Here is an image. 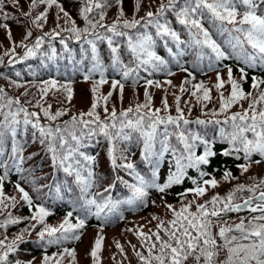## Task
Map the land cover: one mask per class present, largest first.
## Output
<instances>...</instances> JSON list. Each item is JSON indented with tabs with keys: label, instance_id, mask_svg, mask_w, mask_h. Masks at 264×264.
<instances>
[{
	"label": "snow or ice",
	"instance_id": "1",
	"mask_svg": "<svg viewBox=\"0 0 264 264\" xmlns=\"http://www.w3.org/2000/svg\"><path fill=\"white\" fill-rule=\"evenodd\" d=\"M8 3L14 7L18 5L19 0H8ZM117 4L121 0H116ZM5 0H0V19L7 21L11 17L7 12H4ZM38 5H45L43 11L35 15L31 20L32 25L42 28L41 21L47 20L48 9L55 6L60 13H63L65 24L68 27L61 28L57 23L56 27L60 31L53 30L51 33H44L36 37L34 44L31 46L21 44L26 50L23 57L18 59H28L34 57L41 50V46L45 43V37L49 38V52L43 53L47 56L48 60H53L57 53L55 47L50 43L60 36L61 31L69 33V38L77 42L83 41L91 46V60L92 66L88 68L83 79L85 81L92 78L94 73H99V79L93 81L92 86V104L87 112H81L79 116H72L70 121H65L64 126L57 125L44 126L41 125L37 118L36 112H29L21 105L19 98H6V103L3 102L5 97L2 95L4 89L0 88V168L5 171L0 175V214L10 206L15 207L18 203L15 196H7L4 193V182L8 178L9 169H14L16 173L21 174V178L30 183L33 191L39 192L46 185L36 187L37 179L24 177L23 173L26 171L22 167L24 161L23 148L15 143L17 136V128L21 121L18 119L20 114H23V125H31L34 130H37L40 137V143L46 146V151L50 154L51 163L54 168L63 171L67 176H74V182L80 185L81 200L83 201L81 208L85 212H91L97 217L101 214L107 216L113 212L116 205L120 201L113 202L110 197L105 198L102 202L97 201L95 198H88V190L93 186L94 172L92 165L95 157L87 155L80 149L84 147L85 140H91L97 135H102L108 143L107 156L113 169L127 170L130 175L135 171L133 162L128 161L125 155L127 149L118 147V143L129 141L133 134L137 135V139L142 144L140 149L141 158L147 161L152 166V179H145L144 176L139 174L134 175L136 183H126V186L131 190L132 196L127 201L129 204L144 203V198L148 195L149 188H155L159 192H164L166 189L171 188L183 182L187 176L188 169H196L201 177L207 173L199 171L201 165H207L209 158L214 155L211 145L203 138L184 131H177L175 134L180 147L172 146L170 143V136L167 129L163 133L159 132L160 125H175L177 129L180 128L181 122L184 125L191 123L185 118L182 109L179 107L180 97H176V116L167 115L161 117L159 115L161 109L153 110L151 108L152 97L147 91V86L155 85L159 87V82L153 80L145 81V103H138L135 108L129 107L117 114L115 108L109 113L107 107L104 111L106 113L105 119L101 120L97 114L98 102L103 99L105 102L111 97L112 92L107 95L99 97L97 95L99 87L105 83V69L102 61L97 55V47L93 39L89 36H94L95 40L107 41L108 48L111 53V63L113 67H119L122 72L123 80L132 79L133 84L137 83L139 78V71L143 68L148 70V66L152 71H159L161 66H165V61L161 59L153 50L155 43L154 37L150 34L149 29H155V37H170L178 45L184 44L167 22H162L165 12L173 11L177 22L188 30V35L193 44L197 47H204L211 50L215 54L217 61L227 59L228 56L221 50L220 46L212 39L210 33L203 27L202 20L207 17L214 23L219 24L221 31L227 32L232 35L235 41L233 48H239L237 59L242 60L249 66L255 65L257 62L264 65V0H167V3L161 2L159 7L153 11H147L144 17L140 19H125L123 10L121 9L116 20L110 25L103 23L105 19V9L108 7L107 0H83V4L79 9V15L85 22L84 28L77 27L75 21L71 18L70 14L64 10L58 0H30L29 11L24 15L31 14V10L37 8ZM140 7V0H137L136 8ZM243 8V11L240 9ZM99 9V19L93 20L90 14ZM60 16L57 15V21ZM230 26V27H228ZM7 23H0V28L8 29ZM97 29H105L111 35L105 36L97 31ZM139 29L135 35L129 34V31ZM195 30V31H193ZM32 36L31 30H28L23 37V40H28ZM113 37H125L127 41V48L131 53L134 67L124 65L118 56L119 45L115 44ZM8 38L11 40V33L9 31ZM60 44L64 46L65 52H70L65 39L61 37ZM247 45V47H245ZM248 48L251 51H248ZM11 53L15 56V49H10L4 53L8 56ZM203 55L202 53L200 54ZM84 53L82 52V59L78 63H83ZM2 62V60H0ZM13 61L10 59L9 63ZM212 69V65H209ZM187 71V69H181ZM240 79L245 78V71L240 69ZM169 75L173 73L169 72ZM20 76V73H16ZM191 76V73H188ZM227 83L231 85L230 94L225 98L223 93H220V112L227 111L233 104L251 97L248 110L237 112L227 118L232 121L233 131L223 136L228 144L237 153L243 152L244 159L250 160L255 154L260 159L251 161V163L260 164L264 162V107L257 108V105L264 104V90L258 92V96L253 97L252 93H245L237 80L233 79V72L231 67L227 70ZM216 84L214 87L219 91L224 87L225 81L221 78L220 73L217 72ZM16 84L15 81H12ZM43 87L39 89L41 99L48 95L51 89L59 90L62 88L66 93V99L71 101L73 98V89L71 82L59 85L55 79L43 81ZM171 83V81H165ZM190 83V81H185ZM264 84V80L257 81L253 78L252 88L259 89L260 85ZM19 87V84H16ZM35 86V85H34ZM113 89L119 88L121 94L124 90V84L120 80L113 79L111 81ZM196 91L191 93L196 97L197 102L201 100L208 101L211 99L209 89L205 88L203 83L193 86ZM181 92L185 91L181 85ZM203 90L202 96L197 95V91ZM27 94V93H25ZM164 111H168L167 100L162 101ZM13 105H16L15 110H12ZM35 107H40L44 117L48 121H56L58 117L66 114L64 110H57L54 114L50 111L51 105L42 107L39 102ZM7 108V111L3 109ZM250 113V114H249ZM215 115V113H214ZM90 117L91 119H85ZM32 118H37L35 121ZM239 121V123L237 122ZM210 122V121H209ZM197 124H205L204 120H196ZM219 123V121H217ZM95 126V127H93ZM246 133H251L249 138ZM11 138L13 143L11 152L8 159L4 160L6 155L5 144ZM197 142L203 144L202 154L197 155L196 148ZM157 143L159 148L156 147ZM171 152L174 159V171L170 170L167 180L163 184L156 182L157 178V165L166 153ZM225 156L229 155L228 151L223 153ZM30 158V157H29ZM239 158V157H237ZM119 161V163H118ZM251 163L248 165H239L242 172H247ZM192 179L191 177H188ZM230 171H225L223 174L224 180L234 179ZM120 179V178H118ZM195 187L188 189L196 197H202L206 193V186L215 188L217 181L215 179H204L202 183H198L196 179H192ZM15 190L19 194V201L26 204L30 209H34L28 217H14L11 213L0 222V228H7L10 225H16L22 219L34 221L30 225L32 230H35L37 225H42L40 231L36 233L39 241L46 245H59L64 240L74 239L79 240L80 235L77 234L78 230L83 229L85 226V219L77 216L75 223L71 218L74 215L73 211L67 212L63 221L58 226H50L45 223V218L51 213L43 205L34 204L29 192L21 185L16 183ZM111 187V186H109ZM109 189L106 188L105 191ZM57 193L60 192L59 187L56 188ZM248 192L247 197H241L242 203L235 202L238 193ZM184 193L182 195H186ZM99 195V193H98ZM195 201H190L189 204L184 205L179 211L172 209L171 205L167 207L172 211L173 219L168 221V227H163V222L157 225V229L164 232L166 239L162 238L159 231L152 233L150 236L143 232H138V236L143 237V240L148 242L147 252L148 255L144 256L140 252H136L141 264H186L188 259L194 258L196 264H264V179H261L258 184L247 186L245 184H237L226 196L219 195L212 196L211 200L202 204H196V210L191 211V205ZM211 206V209L209 208ZM241 211H248L250 213H259L253 215L248 219L247 224L244 218H240V222L234 225H224L218 228V232L214 235L212 232L213 220L211 218L220 219L222 214L229 212L239 213ZM123 218V217H121ZM155 219V217H153ZM29 232L28 228L21 231L20 234L14 236L12 240H8L7 235L0 239V264H12L9 259L10 254L18 251V246L24 241V233ZM238 233V235L233 234ZM30 234V233H29ZM155 237V241L152 237ZM217 237L222 243H218ZM103 236L99 233L95 239L94 245L91 248L90 255L93 264H99L98 253L102 246ZM158 246V248H157ZM117 248L120 244L117 242ZM121 251H123L121 249ZM221 252H225V258L217 262ZM65 256L70 257V264H75L76 253L74 250L64 248L59 253H53L52 256L44 255L41 264H63ZM15 264H23L22 261L16 260ZM26 264H32L31 261Z\"/></svg>",
	"mask_w": 264,
	"mask_h": 264
},
{
	"label": "trees",
	"instance_id": "2",
	"mask_svg": "<svg viewBox=\"0 0 264 264\" xmlns=\"http://www.w3.org/2000/svg\"><path fill=\"white\" fill-rule=\"evenodd\" d=\"M161 2L167 3V0H140V7L137 10V0H121L120 4H117L116 0H109L108 7L105 9L106 15L103 23L105 25L113 23L121 9L123 10L125 19H140L145 16L147 11L155 12ZM58 3L61 4L64 10L70 14L77 27H85V22L79 15V9L83 4V0H58ZM29 4L30 0H19L18 5L14 7L8 3V0H5L4 12H7L13 18L8 19L7 21L0 19V23H7L9 26L8 29L0 28V60H2V62H0V88L4 89L2 95L5 97V100L3 102L6 103V98L8 97L13 99L19 98L21 105L29 112H36L37 118L43 120L46 123V126L55 127L60 125L63 127L65 121H70L74 115L78 117L81 112H87L88 110L85 109V107H91L93 99L91 89L93 81L99 79V77H95L99 73H94L91 79L82 83V86L88 88V90L76 92L73 94L71 101L66 99V93L62 89L57 90L54 94L48 93L46 97L51 101L45 97L44 99H41L39 89L42 88L41 84L43 83L38 79L32 78V69L30 66L41 57L44 50H46L45 52L47 53L49 52V38L45 37V43L41 46V50L38 51V54L28 59H18V57H23L26 50L19 45L23 42V44L31 46L34 44L36 37L41 36L44 33H51L53 30L60 31V28L56 27L57 23L60 24L61 28L68 27L69 25L65 24L63 13H60L55 6L48 9L46 22L41 21L43 24L42 28L32 25L31 20L35 15L43 11L46 6L38 5L37 8L31 10L30 15L25 16L24 13L29 11ZM99 11L100 10L97 9L90 14V18L94 21L98 20ZM172 12L173 11L165 12L162 22H167L168 26L176 31L180 39L185 43L178 45L170 37H155V29L150 28V34L153 35L158 44L155 45L156 47L154 46L152 50L165 61V66H161L159 71H152L150 66H148L147 71L141 68L139 71V78L135 85L131 78L123 80L122 72H119L115 76L116 69L119 67L112 66L111 53L106 39L95 40L94 36L88 37L89 39L94 40L97 47V55L102 61L104 69L107 71L104 73L107 83L99 87L97 95L102 97L109 92H112V95L107 102L103 99L99 100L96 111L101 120H104L106 116L104 111L105 107H107L109 113L115 108L117 114L129 107L135 108L138 103H145V81L150 79L154 82H159V87H156L155 85L147 86V91L152 97L151 108L153 110L157 108L161 109L159 113L161 117H166L167 115L176 116V97L179 96V107L182 109L185 118L191 122L188 125H184L181 122L179 129H177L175 125H160L159 132L163 133L165 129H167L169 133H173V135L170 136V143L175 147H180L174 134L177 131H184L186 134H195L208 141L214 155L209 158V163L207 165H201L199 169V171L205 172L207 175L201 177L196 169H188L187 176L182 183L173 185L162 193L155 188H149L148 195L144 198L143 204L138 202L129 204L127 201L131 198L132 193L126 186L125 182L136 183L134 179L135 174L144 176L145 179L148 180L152 179V166L147 161L143 160L140 155L142 144L137 139L136 134H133L129 141L118 143V147L127 149L125 155L127 156L128 161L133 162L135 165V171L130 175L127 170L118 168L113 169L107 156V140L102 135H97L91 140H85V146L80 149L85 154L92 155L96 158L92 165L94 172L93 186L88 190L87 196L88 198H95L97 201L101 202L108 197H110L113 202L120 201L113 212L109 213L107 216L101 214V217H97L92 214L95 212V208H92L91 212H85L81 208L83 201L81 200L82 193L80 185L76 183L78 188L73 186L72 192L66 195L65 191L70 184L72 185L74 176H67L63 171L53 167L50 154L46 151V146L40 143L38 131L33 128L20 130L21 127L24 126L23 114L21 113L18 117L21 123L17 128L15 143L23 148L22 155L24 156V161L22 167L26 170L23 173V176L31 179L38 178L36 187H39L40 185H46L47 187H44L39 192L33 191L32 185L22 179L21 174H18L14 169H11L12 172H9L8 178L4 182L3 190L7 196H15L18 203L15 207H11V202H8L10 206L3 214H0V222L5 219L8 213H11L14 217L23 218L30 216L31 212L34 210L19 201V194L15 190L14 185L16 183H21L25 190L29 192L34 204L43 205L50 211L51 214L45 218L46 224L54 227L58 226L63 221L67 212L73 211L74 215L71 218L72 222L75 223L76 217L79 216L85 219V226L77 232V234L80 235L79 240L68 239L64 240L59 245H46L39 241L36 233L40 231L42 225H37L36 229L32 230L30 225L34 223V221L31 220L22 219L19 224L10 225L6 229L0 228V239H3L4 236L7 235L8 240H12L14 236L20 234L23 229H29V232L24 233L25 242L20 243L18 251L9 256L12 264H15L16 260L22 261L23 264H26L28 261H31L32 264H41L44 255L52 256L53 253H59L64 248L75 251V264H93L90 252L98 233L104 238L101 249L98 253L99 264H141L135 253L138 251L142 255L147 256L148 242L144 241L143 237L138 236L137 233L143 232L150 236L152 233L159 231L161 237L166 239L167 237L164 236V232L157 229V225L163 222V227L167 228L168 221L173 219L172 211L167 207L168 205H171L172 209L179 211L182 206L189 204L190 201H195L190 209L194 212L196 210V204L205 203L206 201L211 200L214 195L224 197L228 192L235 188L237 184L250 186L252 184H258L259 182L257 181L260 180V178L264 179V162L261 163L259 168L242 172L239 171V165L244 164L245 161L238 158L234 159L233 157L235 155L231 153L225 156L223 154L224 152L219 150L221 148L220 142L226 132L225 128L229 130L228 122L225 123V121L228 117L233 115L235 109L230 110L231 112L229 114L222 115L221 117L223 118L201 119L202 107H204L201 104L202 100L197 102L196 97L191 95L193 91H196L193 86L200 83H203L205 88L209 89V91L217 90L214 87L216 84L217 72L220 73V76H227V70L229 67L234 71H237V65L242 63L232 58L217 61L215 59V54L211 53L210 49L195 46L188 35V30L185 26L179 24L175 17L164 19V17L168 16V13ZM58 14L60 16L59 21H57ZM22 18H25L24 34H21L19 37L16 36L17 33L14 35L11 34L10 40L8 38L9 33L6 34V32L11 28L21 31V25L24 23L17 21ZM202 24L220 48H226L230 43L225 41L229 39L234 41L232 35L235 34L230 35L227 32L221 31L218 22L214 23L212 20L205 17L202 20ZM28 30H31L32 36L28 40H23V37ZM138 30L139 29L124 31H129V34L134 36ZM97 31L105 36L111 35L110 33H107L105 29H97ZM13 37L15 42L11 44L9 41H12ZM61 37L65 39V43L68 45L70 50V52H68L69 54H73L72 49H75L74 55L78 56L77 50L81 51V49H85L87 56L91 55L90 45L83 41L77 42L74 39H70L69 33L61 31L60 36L53 40L57 53L56 57L60 55L61 58L60 64H68L67 53L64 51V46L60 44ZM113 39L115 44L119 45L117 54L120 60L124 65L134 67L135 64L133 63L131 53L127 48L126 38L113 37ZM162 39H165L164 43L162 42ZM50 43L52 44V42ZM13 48L15 49V56H12L11 53L8 56L4 55L6 51ZM201 53L203 54L202 56L200 55ZM10 59L13 61L12 63H9ZM84 61H86L91 67L92 60L91 63L88 62V59H85ZM210 64L212 65V69L209 68ZM242 65L245 67H242L245 71V77H250V70L244 64ZM182 68L187 69V71L181 70ZM17 72L20 73V76L16 75ZM169 72L173 74L169 75ZM188 73H191L192 75L189 76ZM113 79L123 82L124 90L122 94L118 87L116 89L112 88L111 81ZM12 81H15L16 84H19L20 86L17 87ZM165 81H171V83H165ZM185 81H190V83H185ZM181 85H183V88L185 89L183 92L180 90ZM218 92L221 93L220 90ZM202 93L203 90L197 91L198 96ZM164 99H166L168 103L167 112H165L163 108L162 101ZM37 102H39L42 107H48V105H51L50 111L53 114L57 110H64L66 111V114L58 117L54 122L48 121L44 117L41 108L35 107ZM207 107H220V104L214 101L212 106ZM15 108L16 105H13L12 110H15ZM7 110V108L3 109V111ZM37 118L32 119L35 121ZM0 119H3L2 115H0ZM85 119L91 118L85 117ZM196 120H204L206 123L209 121H215L216 126L197 124L195 123ZM217 121H219V123H217ZM237 122L239 123V121ZM12 143L13 141L11 138L6 141V155L3 157L4 160L8 159L7 154H10L11 152ZM197 144L199 149H196V153L199 155L202 154V151L200 150L204 148V146L199 142H197ZM156 147L159 148L158 143ZM174 163L171 152L166 153L156 166L157 183L163 184L166 182L170 170H175ZM225 171H230L235 178L227 181L224 180L223 174ZM3 173L4 169L0 168V175H3ZM188 177L196 179L198 183H202V180L204 179H215L217 181V187L212 188L205 185L207 189L205 195L202 197H196L194 193L187 191L188 189L195 187L192 183V179H189ZM57 187L60 189L59 193L56 191ZM106 188L109 190L105 191ZM184 193L187 194L182 195ZM248 195L249 193L246 191L238 193L235 202L240 201L241 197H247ZM68 198H70L69 201ZM209 208L211 209L210 205ZM258 214L259 213H250L248 211H241L239 213L229 212L222 214L220 219L211 218L213 220L212 232L215 235L216 232H218V228L224 225L225 222L227 225L239 223L241 217L244 218V221L247 224L248 219L253 215ZM153 217H155V219ZM233 234L238 235V233ZM152 240L155 241L154 236L152 237ZM217 240L218 243H222L218 237ZM117 242L120 244V248L116 247ZM121 249L123 251H121ZM225 255V252H221L217 258V262L222 261L225 258ZM70 260V257L65 256L63 264H70ZM153 264H155L154 261ZM186 264H196V262L194 258L190 257Z\"/></svg>",
	"mask_w": 264,
	"mask_h": 264
}]
</instances>
